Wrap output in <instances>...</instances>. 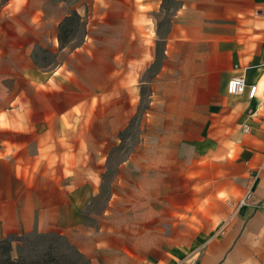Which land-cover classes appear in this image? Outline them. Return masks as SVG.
Listing matches in <instances>:
<instances>
[{
	"label": "crops",
	"instance_id": "1",
	"mask_svg": "<svg viewBox=\"0 0 264 264\" xmlns=\"http://www.w3.org/2000/svg\"><path fill=\"white\" fill-rule=\"evenodd\" d=\"M82 1L84 41L47 73L32 51L57 45L63 2L0 0V239L75 237L89 264H264V0H175L144 141L86 228L106 166L80 144L95 140L81 112L104 142L127 125L135 101L116 98L154 57L163 0ZM234 75L253 98L227 93Z\"/></svg>",
	"mask_w": 264,
	"mask_h": 264
},
{
	"label": "rangeland",
	"instance_id": "2",
	"mask_svg": "<svg viewBox=\"0 0 264 264\" xmlns=\"http://www.w3.org/2000/svg\"><path fill=\"white\" fill-rule=\"evenodd\" d=\"M53 2L62 1L63 9L70 20L63 22L60 29L58 26L57 45L36 46L32 51L33 63L41 71L51 73L59 68L62 61L68 59V53L81 46L86 34V3L82 0H52ZM175 0H163L162 9L156 14V32L158 40L154 44V57L151 61L143 62L137 68L132 66L138 72L130 78L128 83V92L121 94L120 98H116V103L121 101L129 106L131 101H135L136 110L132 114H128L127 125L120 131L115 132L110 141H102V124L94 121V115L89 110H82L81 130L82 133H93L95 140L80 142L84 150L90 149L95 160V164H105L106 171L100 176V196L91 202L90 205H84L81 214V223L84 227L95 225L90 213H99L104 206V198L109 193V184L116 176L117 165L128 159L131 152L144 141V135L147 132L146 118L149 117L150 101L152 96V83L155 72L160 68L163 61L164 41L163 37L168 28L170 14L176 8ZM76 12L77 16L73 15ZM66 17V16H65ZM64 17V18H65ZM63 20H61L62 22ZM60 22V23H61ZM147 38V34H144ZM150 36V35H149ZM148 41L150 37H148ZM61 39V43L60 40ZM63 49V50H62ZM77 68V75L80 79H84V70H90V64L83 59L74 62ZM128 68H130L128 66ZM86 87V86H84ZM129 90H131L129 92ZM1 95V94H0ZM37 98V94H34ZM19 100V99H18ZM121 103V104H122ZM95 115L101 114V109L95 110ZM6 111L0 115L5 118ZM100 151V153H99ZM88 155H84L83 163L89 160ZM81 175V174H80ZM6 241H0V264H89L88 259L81 254L74 240L78 238L66 237L60 233L53 232L47 234H29L27 236H8ZM5 242H10V250H7ZM10 261L7 262V259Z\"/></svg>",
	"mask_w": 264,
	"mask_h": 264
},
{
	"label": "built area",
	"instance_id": "3",
	"mask_svg": "<svg viewBox=\"0 0 264 264\" xmlns=\"http://www.w3.org/2000/svg\"><path fill=\"white\" fill-rule=\"evenodd\" d=\"M236 67V65H235ZM247 89V94L249 98H253L257 92V86L256 85H250L248 88H246L245 85V79L243 75H234L231 76L227 82L226 90L227 93L232 95H239L243 94L245 90ZM244 131H248V127H244ZM250 197V194L247 193L245 198L240 202V205L244 203L245 200H247Z\"/></svg>",
	"mask_w": 264,
	"mask_h": 264
},
{
	"label": "trees",
	"instance_id": "4",
	"mask_svg": "<svg viewBox=\"0 0 264 264\" xmlns=\"http://www.w3.org/2000/svg\"><path fill=\"white\" fill-rule=\"evenodd\" d=\"M73 15L78 17V15H77V13H76L75 11L73 12ZM70 17H71V16L68 15V16H66V17L63 19V21L60 23V29H61L62 26H63L62 23H63V22H66V21H69V20H70ZM59 41H60V43H61V39H60ZM0 241L3 242V241H6V239H5V238H2V239H0ZM5 243H6V245H7V250H10V247H11V246H10V242H5ZM9 261H10V258L7 259V262H9Z\"/></svg>",
	"mask_w": 264,
	"mask_h": 264
}]
</instances>
